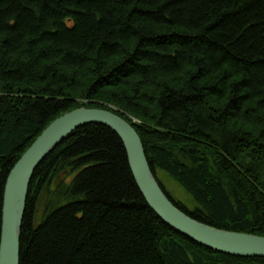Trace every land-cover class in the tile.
<instances>
[{
    "label": "trees",
    "instance_id": "obj_1",
    "mask_svg": "<svg viewBox=\"0 0 264 264\" xmlns=\"http://www.w3.org/2000/svg\"><path fill=\"white\" fill-rule=\"evenodd\" d=\"M138 132L173 203L264 237V0H0V239L8 175L79 108ZM166 172L192 199H175ZM20 264H264L209 250L148 206L121 138L89 124L31 181Z\"/></svg>",
    "mask_w": 264,
    "mask_h": 264
},
{
    "label": "water",
    "instance_id": "obj_2",
    "mask_svg": "<svg viewBox=\"0 0 264 264\" xmlns=\"http://www.w3.org/2000/svg\"><path fill=\"white\" fill-rule=\"evenodd\" d=\"M103 125L122 140L135 181L148 206L176 233L209 250L236 257L264 258V237L221 230L179 209L153 174L136 129L116 112L79 108L56 120L37 137L8 175L2 211L0 264H20V235L31 181L41 163L75 130Z\"/></svg>",
    "mask_w": 264,
    "mask_h": 264
},
{
    "label": "rangeland",
    "instance_id": "obj_3",
    "mask_svg": "<svg viewBox=\"0 0 264 264\" xmlns=\"http://www.w3.org/2000/svg\"><path fill=\"white\" fill-rule=\"evenodd\" d=\"M158 177L166 190L175 198L184 202L188 206H193V202L189 194L166 172L159 170Z\"/></svg>",
    "mask_w": 264,
    "mask_h": 264
}]
</instances>
